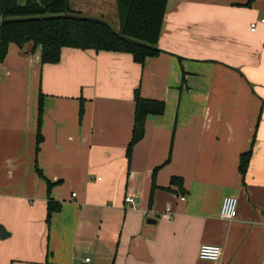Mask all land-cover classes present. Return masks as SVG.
Here are the masks:
<instances>
[{"label":"crops","instance_id":"crops-1","mask_svg":"<svg viewBox=\"0 0 264 264\" xmlns=\"http://www.w3.org/2000/svg\"><path fill=\"white\" fill-rule=\"evenodd\" d=\"M70 7L120 22L115 0ZM263 18L264 0H168L161 52L143 64L70 47L42 64L39 46L10 44L0 62V264H264ZM137 87L165 110L145 118L128 164ZM224 196L238 198L232 220L219 216ZM49 198L60 209L47 223ZM201 244L221 246L220 260L200 259Z\"/></svg>","mask_w":264,"mask_h":264},{"label":"trees","instance_id":"trees-1","mask_svg":"<svg viewBox=\"0 0 264 264\" xmlns=\"http://www.w3.org/2000/svg\"><path fill=\"white\" fill-rule=\"evenodd\" d=\"M119 27L115 29L105 20L86 17L70 7V0H0V62L8 53L10 44L23 47L32 44V51L40 47L42 64L60 61L64 47L81 50L125 52L136 63L143 64L149 57L158 56V40L168 0H115ZM134 122L130 142L125 151L128 164L133 146L144 136V121L148 115H161L165 103L143 98L139 87L134 89ZM82 104V101H81ZM43 113V96L38 99L36 152L42 135L40 132ZM83 114L80 105L79 116ZM251 157V148L239 157L238 170L246 175ZM163 165V164H162ZM154 169V173L162 166ZM40 173V171L38 170ZM153 173V174H154ZM170 183L181 188V179L172 177ZM52 183L47 181V191ZM156 188L153 183L151 193ZM182 191V190H181ZM151 199V195H150ZM60 204L52 198L47 201L46 222Z\"/></svg>","mask_w":264,"mask_h":264},{"label":"built area","instance_id":"built-area-1","mask_svg":"<svg viewBox=\"0 0 264 264\" xmlns=\"http://www.w3.org/2000/svg\"><path fill=\"white\" fill-rule=\"evenodd\" d=\"M261 22H264V18L261 19ZM255 23L251 24L252 30H254ZM181 201H185L186 196L181 195ZM125 201L134 203V197L127 195L125 197ZM237 208H238V198L235 196H224L221 205L219 216L224 220H232L237 216ZM174 212L171 206H166L164 211L159 216V219L162 222L170 221L173 218ZM222 255V248L219 245L215 244H201L198 249V257L203 260L209 261H218L220 260ZM88 261V259H86Z\"/></svg>","mask_w":264,"mask_h":264},{"label":"water","instance_id":"water-1","mask_svg":"<svg viewBox=\"0 0 264 264\" xmlns=\"http://www.w3.org/2000/svg\"><path fill=\"white\" fill-rule=\"evenodd\" d=\"M6 236H8V232H6L3 226H0V238H5Z\"/></svg>","mask_w":264,"mask_h":264},{"label":"rangeland","instance_id":"rangeland-1","mask_svg":"<svg viewBox=\"0 0 264 264\" xmlns=\"http://www.w3.org/2000/svg\"><path fill=\"white\" fill-rule=\"evenodd\" d=\"M73 5V4H72ZM74 8V7H73ZM116 19H114L113 18V20H110V24L112 25V27L113 28H115V29H118V27H119V23H118V21L116 20Z\"/></svg>","mask_w":264,"mask_h":264}]
</instances>
